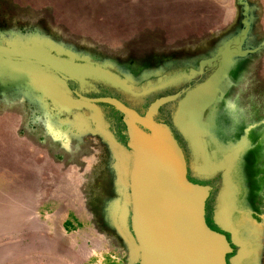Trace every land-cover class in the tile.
<instances>
[{"label":"rangeland","instance_id":"1","mask_svg":"<svg viewBox=\"0 0 264 264\" xmlns=\"http://www.w3.org/2000/svg\"><path fill=\"white\" fill-rule=\"evenodd\" d=\"M61 30L65 36L58 35ZM28 36L36 37L35 44ZM31 44L43 52L41 61L28 52ZM57 46L66 55L57 56ZM226 48L234 56L201 104H189L194 108L179 117L192 131L200 170L224 158L230 163L232 183L239 187L231 217L253 245L242 264H264V170L259 176L245 171L248 147H264V0H0V51L9 56L0 59L6 68L0 102L19 77L15 71L45 76L63 93L93 101L114 138L125 144L121 115L105 99L142 115L167 95L168 79L173 87H189L196 75L209 77ZM19 51L28 53L27 61L18 58ZM76 67L97 73L76 76L70 71ZM9 92L15 108L0 107V264H135L133 246L117 223L127 156L98 132H77L70 120L67 133L55 136L41 122L51 114L25 110L27 101ZM29 98L40 104L35 95ZM164 105L155 119L168 123ZM77 113L88 118L92 110L82 105ZM111 115L122 139L115 136ZM173 136L180 148L176 136L189 144L177 129ZM187 153L188 179L200 183ZM212 172L205 179L209 185L219 174ZM204 209L207 218L210 207Z\"/></svg>","mask_w":264,"mask_h":264},{"label":"water","instance_id":"2","mask_svg":"<svg viewBox=\"0 0 264 264\" xmlns=\"http://www.w3.org/2000/svg\"><path fill=\"white\" fill-rule=\"evenodd\" d=\"M31 45L28 52L36 56L34 60L41 61L43 52L35 51L34 44ZM55 52L57 56L66 55L60 46L55 48ZM27 54L26 51H19L17 55L25 61L29 58H26ZM218 56L215 59L219 63L216 70L205 81H195L184 90L186 106L178 102L176 109L170 113L169 123L156 120L155 115L160 105L174 100L179 93L154 99L142 115L116 100L105 99L121 115L125 144L118 143L114 138L103 112L93 101L63 93L60 88L57 89V84L48 82L45 76L19 70L23 74L15 71L14 74L19 77L15 76L16 80L9 84L8 88L15 95L29 103L34 102L29 100L27 92L39 95L37 100L38 105L43 107V115L48 112L53 116L50 119L43 116V121L46 119L45 127L55 136L67 133V121L70 120L71 126L80 128L77 132H98L127 156L125 198L117 223L133 246L135 264H242L245 260L248 262L253 252L252 243L241 234L231 217L237 211L234 196L238 186L232 183L230 163L226 162V158L218 165L208 163L207 168L197 170L199 174L195 179L200 183L189 181L182 150L173 136V129H177L190 146L195 145L192 131L186 132L176 119L182 111L190 112L193 109L189 103L195 104L201 99L234 53L226 48ZM7 58L9 56L0 51V59ZM4 71L6 68L0 67L1 75ZM66 71L67 68L63 72ZM70 71L76 76L83 73L95 76L97 73H85L83 68L78 67ZM82 105L90 106L92 110L88 118L77 113ZM212 171L219 174L217 182L209 185L205 179L215 174ZM205 204L210 207L207 218ZM206 219L210 220L209 224Z\"/></svg>","mask_w":264,"mask_h":264},{"label":"flooded vegetation","instance_id":"3","mask_svg":"<svg viewBox=\"0 0 264 264\" xmlns=\"http://www.w3.org/2000/svg\"><path fill=\"white\" fill-rule=\"evenodd\" d=\"M58 35H60L61 37L62 36H65L66 35V31L65 30H61V31H59L58 32ZM51 45H57L56 43L54 44V43H52ZM202 73V72H201ZM202 75V74H201ZM206 75H202V76H198V75H196L195 76V78L193 79V80H195L197 83H201V82H203V81H205L206 80ZM168 81L169 82H166L167 84H169V86L168 87H166L163 91L165 92L164 93V95H166V96H168V95H173V94H175V93H179V95L178 96H176L175 97V99L174 100H172V101H170V102H168V103H166L165 105H164V109H165V111H166V116H165V119H166V121L169 123V121H170V117H171V112L173 111V110H175L176 109V105H177V103L178 102H180L181 103V98H182V96H184L185 94H184V90L188 87V84H185V85H183V84H181V85H178V86H175V87H173L172 86V83L171 82H173L174 80H172L171 78H170V80L168 79ZM175 82V81H174ZM122 87V89H123V86H121ZM102 89H104V90H107V89H109V88H107V87H104V88H102ZM8 95H6L5 97H3V101L4 102H0V105H2V106H0V107H4V108H7V110H11V108H15V105H14V102H12L11 100H10V98L8 97L10 94V92H6ZM118 94H121V95H123L124 93L123 92H119ZM147 97L145 98L144 97V99L141 101V106H145L146 105V102H147ZM27 101V100H26ZM20 105L19 106H21V103H19ZM190 105H191V102L189 103ZM196 104V106H195V108H197V105H199V104H201V101H198L197 100V102L195 103ZM228 104V106L230 107V104L229 103H227ZM35 106V108H33ZM185 106H186V101H185ZM21 107H24L25 108V110H35V111H38L39 112V110L41 109L42 110V108L39 106V105H37L36 103H29V102H24V104H23V106H21ZM192 108H194V106L192 107ZM231 109V108H230ZM223 110H227V108H224ZM40 113V112H39ZM112 116V119L114 120V122L115 123H110V125H112V127H114L115 126V128H116V130H115V136H117L118 138H120V139H122V135H121V129H120V125L118 124V120H117V118L114 116L113 117V115H111ZM111 119V120H112ZM112 120V121H113ZM41 121V120H40ZM41 126H43V125H41ZM206 128H208V125H206ZM210 130V128H208V129H206V131H205V133H206V135L208 134V131ZM54 131V130H53ZM176 138L178 139V141H179V144H180V146H181V148H182V151H183V155H184V157H185V159H186V161H188V163H189V160H188V158H187V155H188V153H187V150L191 153V155L193 154V156H192V159H191V163H193L194 161V158L195 157H197V155H198V152L197 153H195V149H194V147L193 146H190V144H188L186 141V143L188 144V146H186L185 145V142L183 141V140H180L177 136H176ZM194 153H195V156H194ZM195 163H197L196 162V160H195ZM191 166L193 165V164H190ZM196 165V167H197V164H195ZM198 168H199V166H198ZM192 169H195L196 171L197 170H199V169H197V168H193L192 167ZM187 175H188V173H187ZM189 176V175H188ZM190 179V178H189Z\"/></svg>","mask_w":264,"mask_h":264},{"label":"crops","instance_id":"4","mask_svg":"<svg viewBox=\"0 0 264 264\" xmlns=\"http://www.w3.org/2000/svg\"><path fill=\"white\" fill-rule=\"evenodd\" d=\"M8 91L6 92H9V88H7ZM10 91H12L10 89ZM13 92V91H12ZM35 95V97H38L39 95L35 92H27V96L29 95ZM28 96V98H29ZM30 100V98H29ZM258 143V142H257ZM259 146H262L261 144L258 145V144H253V145H250V147H248L249 149V152H248V156H247V159H246V169L245 171L246 172H251V175H257L259 176L260 174V170H264V165L261 164V161L263 159V151H264V147H260Z\"/></svg>","mask_w":264,"mask_h":264},{"label":"bare ground","instance_id":"5","mask_svg":"<svg viewBox=\"0 0 264 264\" xmlns=\"http://www.w3.org/2000/svg\"><path fill=\"white\" fill-rule=\"evenodd\" d=\"M33 40H36V37H32V38H31V37L29 38V36L27 37V41H33ZM37 40H38V39H37ZM39 41H40V39H39ZM35 42H36V41H33L34 44H35ZM23 100H25V99H23ZM181 116H182V118L184 119V117H183L182 114H181ZM181 116L178 117V118L176 119V121H179L180 124H183V123H182ZM45 118H46V116H45ZM50 118H51V117H49V119H50ZM46 119H47V118H46ZM46 119H44V121H41V122H43V125H44V126H46V124H45V120H46ZM55 128H57V127H54V129H55ZM57 130H58V128H57ZM59 131H60V129H59ZM193 161H194V163H195V160H193ZM192 164H193V163H192ZM195 164H196V163H195ZM195 164H193L191 167H193V168L195 167V168H197V169L200 170L201 167L198 168V166H201V165H199L200 163L197 164V167H196Z\"/></svg>","mask_w":264,"mask_h":264}]
</instances>
